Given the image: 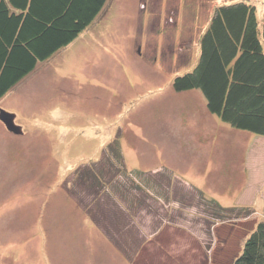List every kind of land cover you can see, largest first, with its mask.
Listing matches in <instances>:
<instances>
[{
	"label": "rangeland",
	"instance_id": "rangeland-1",
	"mask_svg": "<svg viewBox=\"0 0 264 264\" xmlns=\"http://www.w3.org/2000/svg\"><path fill=\"white\" fill-rule=\"evenodd\" d=\"M231 1L107 0L0 98L22 129L0 121V264H232L264 218V136L171 85Z\"/></svg>",
	"mask_w": 264,
	"mask_h": 264
},
{
	"label": "trees",
	"instance_id": "trees-1",
	"mask_svg": "<svg viewBox=\"0 0 264 264\" xmlns=\"http://www.w3.org/2000/svg\"><path fill=\"white\" fill-rule=\"evenodd\" d=\"M106 3L0 0V98L89 28ZM198 46L195 65L173 78L172 89H198L210 113L235 129L264 136V9L258 23L255 5L245 0L214 6ZM89 168L97 174L84 170L83 183L92 181L89 192L95 194L104 168L101 163ZM246 231L232 264H264V218Z\"/></svg>",
	"mask_w": 264,
	"mask_h": 264
},
{
	"label": "water",
	"instance_id": "water-1",
	"mask_svg": "<svg viewBox=\"0 0 264 264\" xmlns=\"http://www.w3.org/2000/svg\"><path fill=\"white\" fill-rule=\"evenodd\" d=\"M15 114L5 109L0 108V121L4 124L5 128L12 133H20L21 126L14 122Z\"/></svg>",
	"mask_w": 264,
	"mask_h": 264
},
{
	"label": "crops",
	"instance_id": "crops-1",
	"mask_svg": "<svg viewBox=\"0 0 264 264\" xmlns=\"http://www.w3.org/2000/svg\"><path fill=\"white\" fill-rule=\"evenodd\" d=\"M249 167L247 166V168L246 169H248ZM251 169L252 170H254V167H251ZM234 171V170H233ZM235 171H236V174H235V176H234V178L235 179H238L239 178V175H241L240 174V172H239V169H235ZM243 171V170H242ZM257 171V170H256ZM238 186V185H237ZM239 187V186H238Z\"/></svg>",
	"mask_w": 264,
	"mask_h": 264
}]
</instances>
